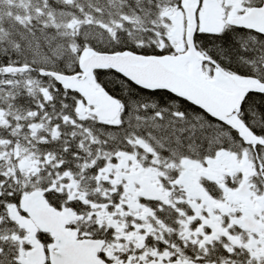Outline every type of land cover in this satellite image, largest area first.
Instances as JSON below:
<instances>
[{
  "label": "snow or ice",
  "instance_id": "obj_1",
  "mask_svg": "<svg viewBox=\"0 0 264 264\" xmlns=\"http://www.w3.org/2000/svg\"><path fill=\"white\" fill-rule=\"evenodd\" d=\"M0 264H264V0H0Z\"/></svg>",
  "mask_w": 264,
  "mask_h": 264
}]
</instances>
